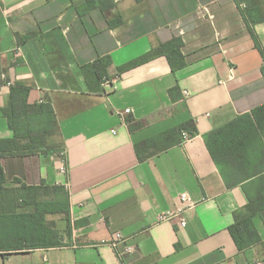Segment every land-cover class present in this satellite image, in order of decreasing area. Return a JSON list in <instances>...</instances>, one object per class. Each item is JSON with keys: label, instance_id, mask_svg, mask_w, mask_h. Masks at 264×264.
Wrapping results in <instances>:
<instances>
[{"label": "crops", "instance_id": "crops-1", "mask_svg": "<svg viewBox=\"0 0 264 264\" xmlns=\"http://www.w3.org/2000/svg\"><path fill=\"white\" fill-rule=\"evenodd\" d=\"M251 17L249 26L237 0H115L107 13L86 0H0V140L14 136L1 115L14 86L31 90L32 105L49 97L56 119L46 150L0 157L5 187L68 184L72 226L65 246L0 253V264H264V211L260 243L239 250L229 230L259 177L243 180L208 145L220 154L216 132L264 105V0ZM173 38L184 42V68L146 60ZM107 56L116 89L90 87L82 67ZM189 121L194 138L139 160L136 145ZM255 146L253 166L264 168ZM183 193L194 203L185 227L165 217Z\"/></svg>", "mask_w": 264, "mask_h": 264}, {"label": "trees", "instance_id": "trees-1", "mask_svg": "<svg viewBox=\"0 0 264 264\" xmlns=\"http://www.w3.org/2000/svg\"><path fill=\"white\" fill-rule=\"evenodd\" d=\"M135 1L145 2V0ZM260 2L261 0H237L249 26L255 22L251 17V9ZM242 4L245 5L244 8ZM114 7L115 0H86V9L89 11L100 9L107 13ZM121 23L123 19L120 16L116 20H109L112 28ZM251 33L253 35V31ZM183 47L184 42L181 38H173L151 52L146 60L165 56L172 70L176 71L186 66L185 56L182 53ZM111 65L112 59L107 56L82 67L86 83L90 87L92 84L100 86L103 80L108 78V69ZM176 90L178 87L170 91L172 98H175ZM30 91L23 86L11 88L9 104L1 110V115L7 120L14 136L11 139L0 140V157L40 153L49 147L48 139L56 133L55 113L50 98L46 96L45 103L32 105L29 103ZM216 134L221 136L219 140H216L220 144V154H217L211 141H208V145L217 163L234 167L244 175L243 180L259 177L260 181L259 189L254 195L249 196L246 208L234 214L235 222L229 228L238 249L244 250L261 241L256 223L264 211V177L261 176L264 168H254L251 154L258 141L259 145L264 148V105L238 118L217 131ZM196 135L195 123L189 121L136 145L138 158L142 162L146 161L172 147L183 144L186 142L185 136L191 139ZM62 152L63 150L59 152L60 158ZM15 181L20 183L19 179ZM6 182L5 170L1 168L0 253L6 255L65 246L64 236L71 238L72 234L69 190L62 185L48 186L46 184L37 187H28L23 184L18 189H8L5 187ZM50 215L62 216L66 228L59 229L56 221L49 220Z\"/></svg>", "mask_w": 264, "mask_h": 264}, {"label": "built area", "instance_id": "built-area-1", "mask_svg": "<svg viewBox=\"0 0 264 264\" xmlns=\"http://www.w3.org/2000/svg\"><path fill=\"white\" fill-rule=\"evenodd\" d=\"M245 5L242 4V8H244ZM116 82L115 81H111L108 78H105L103 80V86L104 87H111L112 90L116 89ZM185 96H189V93L187 91L184 92ZM131 113V109H127L125 110L124 114L121 115V118L124 120L125 116ZM190 138L188 136H185V141H189ZM60 168H59V172L65 176H68L69 174V166H68V160H67V156L66 153L63 151L61 153V162H60ZM68 184H65V187L67 188ZM180 199V206L178 208V210L174 213H169L167 216L168 218H173V219H178V224L181 227H185L187 225V219L185 217V213L187 212L188 209H191L192 207H194V203H192V201L190 200V198L188 197V195L186 193H183L179 196ZM118 238L121 239L122 236L118 235Z\"/></svg>", "mask_w": 264, "mask_h": 264}, {"label": "rangeland", "instance_id": "rangeland-1", "mask_svg": "<svg viewBox=\"0 0 264 264\" xmlns=\"http://www.w3.org/2000/svg\"><path fill=\"white\" fill-rule=\"evenodd\" d=\"M48 218H53L54 221H56V223L59 224L60 228L65 225V224L62 223L63 221H61V220H62L63 217L60 216V215H50Z\"/></svg>", "mask_w": 264, "mask_h": 264}]
</instances>
